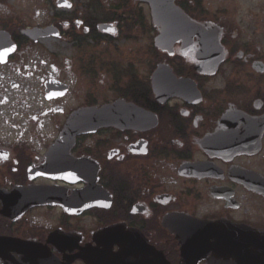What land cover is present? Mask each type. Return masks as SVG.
<instances>
[{"label": "flooded vegetation", "instance_id": "af4514ba", "mask_svg": "<svg viewBox=\"0 0 264 264\" xmlns=\"http://www.w3.org/2000/svg\"><path fill=\"white\" fill-rule=\"evenodd\" d=\"M179 5L212 37L167 41L154 49V69L162 28L149 5L55 18L42 27H54L51 38L76 58L66 60L64 82L52 66L41 88L22 71V48L42 41L23 35L34 27L0 24L18 48L0 64L9 68L0 70V238L23 245L0 247V264L25 254L31 264H264V8ZM237 11L251 21H232ZM159 67L169 69L161 100ZM81 94L75 108L66 103ZM117 103L130 108L114 126L51 154L74 113Z\"/></svg>", "mask_w": 264, "mask_h": 264}, {"label": "rangeland", "instance_id": "374dc122", "mask_svg": "<svg viewBox=\"0 0 264 264\" xmlns=\"http://www.w3.org/2000/svg\"><path fill=\"white\" fill-rule=\"evenodd\" d=\"M58 0H0V19L2 21H12V23H23V25L27 27H42L49 25L54 21L55 18L59 17L61 19H67L70 18L73 15L78 14L84 10V8L87 7H93L97 8L99 12H106L112 5L113 0H68L73 3L74 5V14L70 10H62L58 9L57 6ZM122 2V0H118ZM203 2V6L207 8L209 11V8L223 11L225 7L228 5L234 6V8H254L255 10H259L260 8H264V0H201ZM124 2V1H123ZM239 9V10H240ZM145 10V9H144ZM207 11V12H208ZM237 11L234 16V20L237 22H248L251 21L250 15H244V14H238ZM81 14V13H80ZM76 16V15H75ZM223 15H217V18L221 17ZM101 18H108L107 13H103ZM203 17H210L209 15H203ZM220 19V18H219ZM218 19V20H219ZM249 19V20H248ZM0 21V24H2ZM258 21L264 22V10L262 13V18H260ZM155 34L152 33V40L154 38ZM122 49L123 47H119ZM124 48H130V46H124ZM155 51L152 48L151 52V66L152 69L156 66L157 57L155 56ZM24 58L23 61L24 67L22 68V71H28V73H33L34 79L29 81L27 83L37 86L41 88L43 86V79L45 77H48L50 75V72H52L51 67L55 66L56 69L60 71V81L64 82V69L66 60L72 56L73 60L76 58L74 54H71L69 51V47L67 44H65L61 40H57L55 38L42 40L39 44L36 46H24L22 48V53ZM22 60V59H21ZM26 60V61H25ZM17 62V61H16ZM21 62V61H20ZM17 62V63H20ZM15 63V62H14ZM45 64V65H44ZM27 66V67H25ZM35 67H37V70H35ZM1 72L8 71L9 68H1ZM13 77V76H12ZM57 77V75H56ZM68 77V75H67ZM14 80V77L9 79V82ZM10 84V83H9ZM73 87H77L75 84L72 85ZM103 100H110L113 97V94L108 92L107 90L103 91ZM85 94L81 95H75L71 96L66 99V103L70 104L71 108H75L76 104L80 101H82L83 98H85ZM30 97V96H29ZM91 100H98L96 96H91L89 99ZM35 100L39 103L38 107L41 109L49 108L46 103H43L42 99ZM42 103V105L40 104ZM67 111L65 115H56L54 118L55 123H59L62 121V119L66 118L69 113L72 112V110L65 109ZM48 122H51L52 118H46Z\"/></svg>", "mask_w": 264, "mask_h": 264}, {"label": "water", "instance_id": "95a60500", "mask_svg": "<svg viewBox=\"0 0 264 264\" xmlns=\"http://www.w3.org/2000/svg\"><path fill=\"white\" fill-rule=\"evenodd\" d=\"M135 1L150 4L153 20L159 27L162 28V34L156 39V44L160 48H163L167 41L170 42V44H173L174 42L180 39L188 40L192 38V35L195 33H199L203 38H208L210 35L212 37L211 33L207 32L204 28L197 25L194 21L190 20L181 9L176 7V0ZM59 7L71 8V4H69L65 0H60ZM103 28L106 29V27ZM52 29L54 28H47L44 30H29L24 32V35H26L29 39L33 41H38L41 38L50 37L52 35ZM16 50L17 46L11 40L10 35L6 32H0V63H7L9 57L13 55ZM221 61L222 58L220 61L216 60L215 68L221 63ZM164 71H169V69L159 67V69L154 73L152 78L153 90L159 100L162 99L161 95H163V88L165 92V87L162 88L160 82V78H162V74ZM169 79L172 80V78ZM54 86L58 85H54L53 83L48 84V87L52 90V92H54ZM175 88L176 85L172 90L173 93H175ZM167 90L169 91V87L167 88ZM61 93H64V91ZM127 108H130V106L126 107V105L124 106L122 103H117L116 105H108L102 109L93 108L76 112L68 123L67 133L64 135L62 141H59L56 146L52 149L53 151L51 154H60L61 150L63 152L66 151L67 153L70 148L74 146L76 138L79 135L95 133L98 129H101L103 127L114 126L117 122V115L119 111L127 110ZM205 239H207V237H205ZM7 244H12V246L14 247H23L21 243H16L14 241H10L9 239L0 238V247L5 246ZM207 249V244L202 247V252L205 255L208 253ZM31 259L32 255L25 254L19 264H31Z\"/></svg>", "mask_w": 264, "mask_h": 264}, {"label": "trees", "instance_id": "16d2710c", "mask_svg": "<svg viewBox=\"0 0 264 264\" xmlns=\"http://www.w3.org/2000/svg\"><path fill=\"white\" fill-rule=\"evenodd\" d=\"M123 5H125V6H127V3H123L122 4V2H117V3H115L114 5H112L111 7H110V12H109V15L111 16L112 15V13L114 12V11H116V8L117 7H121V6H123ZM10 22H12V21H10Z\"/></svg>", "mask_w": 264, "mask_h": 264}]
</instances>
